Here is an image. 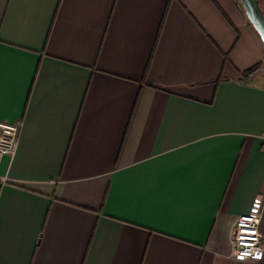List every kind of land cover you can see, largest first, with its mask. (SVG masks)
<instances>
[{
  "label": "crops",
  "instance_id": "crops-1",
  "mask_svg": "<svg viewBox=\"0 0 264 264\" xmlns=\"http://www.w3.org/2000/svg\"><path fill=\"white\" fill-rule=\"evenodd\" d=\"M0 119V264H264L233 247L264 195L240 0H0Z\"/></svg>",
  "mask_w": 264,
  "mask_h": 264
},
{
  "label": "built area",
  "instance_id": "built-area-1",
  "mask_svg": "<svg viewBox=\"0 0 264 264\" xmlns=\"http://www.w3.org/2000/svg\"><path fill=\"white\" fill-rule=\"evenodd\" d=\"M21 124L0 119V156H13L17 149ZM264 211V195L254 198L250 210L241 214L233 232L234 257L237 260H260L263 238L260 224Z\"/></svg>",
  "mask_w": 264,
  "mask_h": 264
},
{
  "label": "water",
  "instance_id": "water-1",
  "mask_svg": "<svg viewBox=\"0 0 264 264\" xmlns=\"http://www.w3.org/2000/svg\"><path fill=\"white\" fill-rule=\"evenodd\" d=\"M246 16L264 42V10L260 0H240Z\"/></svg>",
  "mask_w": 264,
  "mask_h": 264
},
{
  "label": "trees",
  "instance_id": "trees-1",
  "mask_svg": "<svg viewBox=\"0 0 264 264\" xmlns=\"http://www.w3.org/2000/svg\"><path fill=\"white\" fill-rule=\"evenodd\" d=\"M261 6L263 8V3L262 2H261ZM263 10H264V8H263ZM262 67H263L262 63H258L256 65L252 66L251 68H249L248 70L243 72V77L244 78H251L252 76L256 75L262 69ZM148 69H149V65H148V67L146 69V72L148 71Z\"/></svg>",
  "mask_w": 264,
  "mask_h": 264
}]
</instances>
